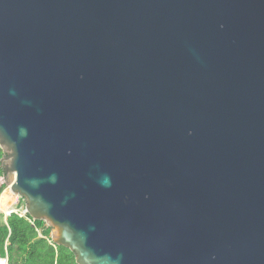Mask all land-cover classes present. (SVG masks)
<instances>
[{
    "label": "water",
    "instance_id": "95a60500",
    "mask_svg": "<svg viewBox=\"0 0 264 264\" xmlns=\"http://www.w3.org/2000/svg\"><path fill=\"white\" fill-rule=\"evenodd\" d=\"M0 148L77 264H264V0H0Z\"/></svg>",
    "mask_w": 264,
    "mask_h": 264
},
{
    "label": "trees",
    "instance_id": "16d2710c",
    "mask_svg": "<svg viewBox=\"0 0 264 264\" xmlns=\"http://www.w3.org/2000/svg\"><path fill=\"white\" fill-rule=\"evenodd\" d=\"M3 155L0 148V161ZM5 188V171L0 167V195ZM21 202L25 203L23 199ZM20 213H12L5 221L0 212V256L7 258L8 264H77L73 251L53 244L51 227L43 220H33L29 214Z\"/></svg>",
    "mask_w": 264,
    "mask_h": 264
},
{
    "label": "rangeland",
    "instance_id": "374dc122",
    "mask_svg": "<svg viewBox=\"0 0 264 264\" xmlns=\"http://www.w3.org/2000/svg\"><path fill=\"white\" fill-rule=\"evenodd\" d=\"M6 190H8L11 194H12V196L14 197L13 199L14 200H12V202L10 203V206L8 207L10 210H15V211H17V212H22L23 211V208H24V205H25V203H22L21 202V197H19L17 194H14L11 190H10V188H8V186L6 185V188L4 189V191H6ZM4 191L1 193V195H0V198H1V196H2V194L4 193ZM0 209H2V210H4L3 208H2V206L0 205ZM0 212H2V211H0ZM3 213V212H2ZM4 214V213H3ZM0 263H2V264H4L5 263V261H1Z\"/></svg>",
    "mask_w": 264,
    "mask_h": 264
},
{
    "label": "bare ground",
    "instance_id": "6f19581e",
    "mask_svg": "<svg viewBox=\"0 0 264 264\" xmlns=\"http://www.w3.org/2000/svg\"><path fill=\"white\" fill-rule=\"evenodd\" d=\"M13 198L14 197L8 190L4 191V193L2 194L0 198V205L2 206L4 210H9L8 207L10 206V203L12 202V200H14ZM4 264H6V262Z\"/></svg>",
    "mask_w": 264,
    "mask_h": 264
},
{
    "label": "built area",
    "instance_id": "2783aa9c",
    "mask_svg": "<svg viewBox=\"0 0 264 264\" xmlns=\"http://www.w3.org/2000/svg\"><path fill=\"white\" fill-rule=\"evenodd\" d=\"M22 213V212H21Z\"/></svg>",
    "mask_w": 264,
    "mask_h": 264
}]
</instances>
